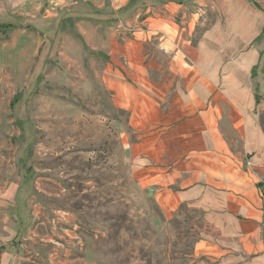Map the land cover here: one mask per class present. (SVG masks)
<instances>
[{
  "label": "rangeland",
  "instance_id": "obj_1",
  "mask_svg": "<svg viewBox=\"0 0 264 264\" xmlns=\"http://www.w3.org/2000/svg\"><path fill=\"white\" fill-rule=\"evenodd\" d=\"M73 1L0 29V241L18 264H191L200 214L168 215L133 179L129 114L96 54L129 36L130 15ZM151 2H131L137 25ZM253 73L260 90L264 66Z\"/></svg>",
  "mask_w": 264,
  "mask_h": 264
},
{
  "label": "crops",
  "instance_id": "obj_2",
  "mask_svg": "<svg viewBox=\"0 0 264 264\" xmlns=\"http://www.w3.org/2000/svg\"><path fill=\"white\" fill-rule=\"evenodd\" d=\"M56 1L0 0V24ZM133 1L79 0L130 15L121 43L96 42L129 114L130 173L168 215L182 205L200 214L191 264H264V84L253 73L264 66V7L195 0L191 13L193 0H155L139 26ZM0 244V264H18Z\"/></svg>",
  "mask_w": 264,
  "mask_h": 264
},
{
  "label": "trees",
  "instance_id": "obj_3",
  "mask_svg": "<svg viewBox=\"0 0 264 264\" xmlns=\"http://www.w3.org/2000/svg\"><path fill=\"white\" fill-rule=\"evenodd\" d=\"M14 28L15 27L11 24H0V29H5V31H12V30H14ZM4 248H5L4 245L0 244V254L2 253Z\"/></svg>",
  "mask_w": 264,
  "mask_h": 264
}]
</instances>
